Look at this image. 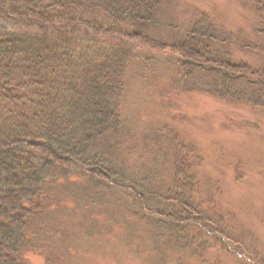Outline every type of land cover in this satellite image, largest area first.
<instances>
[{"label":"trees","instance_id":"obj_1","mask_svg":"<svg viewBox=\"0 0 264 264\" xmlns=\"http://www.w3.org/2000/svg\"><path fill=\"white\" fill-rule=\"evenodd\" d=\"M167 1L0 0V20L37 28L0 32V264H21L56 169L96 181L106 195L132 198L174 238L185 239L178 232L200 222L199 212L184 216L194 178L187 155L180 159L182 147L173 148L170 183L161 181L158 159L138 176L123 165L112 168L107 153L124 145L113 138L125 134L121 105L134 51L173 57L171 84L178 92L264 108V64L252 67L229 52L237 46L264 57V26L257 31L262 43H245L202 14L182 35L155 39L148 31ZM250 6L264 16V0H250ZM109 139L113 144L103 156L99 146ZM105 198L93 201L99 206Z\"/></svg>","mask_w":264,"mask_h":264},{"label":"rangeland","instance_id":"obj_2","mask_svg":"<svg viewBox=\"0 0 264 264\" xmlns=\"http://www.w3.org/2000/svg\"><path fill=\"white\" fill-rule=\"evenodd\" d=\"M166 6L148 31L155 39L176 38L205 14L241 41L262 43L257 31L264 16L250 0H168ZM36 30L0 20V32ZM229 52L252 67L264 64V57L237 46ZM134 55L121 105L125 134L113 138L124 145L107 153L111 167L123 165L138 176L158 159L161 181L170 183L174 150L182 147L180 159L187 155L194 178L184 216L199 212L200 222L178 232L185 239L174 238L169 228L159 229L153 217L146 218L132 198L106 195L96 181L56 169L21 264H264V108L178 92L171 84L173 57L141 49ZM174 140L181 146L175 149ZM111 144L102 142L98 151L104 156ZM102 196L107 198L97 206L93 200Z\"/></svg>","mask_w":264,"mask_h":264}]
</instances>
